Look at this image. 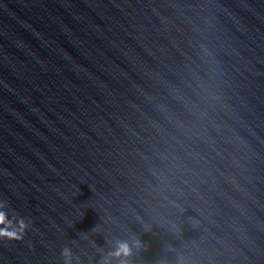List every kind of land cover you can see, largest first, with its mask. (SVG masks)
Listing matches in <instances>:
<instances>
[{
    "label": "clouds",
    "instance_id": "obj_1",
    "mask_svg": "<svg viewBox=\"0 0 264 264\" xmlns=\"http://www.w3.org/2000/svg\"><path fill=\"white\" fill-rule=\"evenodd\" d=\"M5 220H6V214L0 212V226H3L5 224ZM19 225H20L19 231L9 230L6 227H0V238L17 240V241L23 239L27 226L24 224L22 219L19 222ZM67 254L68 253L66 251L65 255ZM128 254H130V250L127 244H121L119 246V251L116 253V255L120 256V255H128Z\"/></svg>",
    "mask_w": 264,
    "mask_h": 264
}]
</instances>
